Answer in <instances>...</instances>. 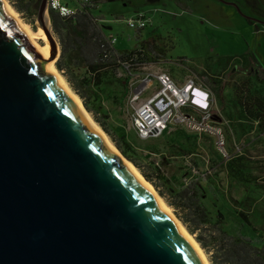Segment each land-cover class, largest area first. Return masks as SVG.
I'll return each mask as SVG.
<instances>
[{
    "label": "water",
    "instance_id": "1",
    "mask_svg": "<svg viewBox=\"0 0 264 264\" xmlns=\"http://www.w3.org/2000/svg\"><path fill=\"white\" fill-rule=\"evenodd\" d=\"M36 21L57 62L48 0ZM41 68L0 3V264H202Z\"/></svg>",
    "mask_w": 264,
    "mask_h": 264
},
{
    "label": "rangeland",
    "instance_id": "2",
    "mask_svg": "<svg viewBox=\"0 0 264 264\" xmlns=\"http://www.w3.org/2000/svg\"><path fill=\"white\" fill-rule=\"evenodd\" d=\"M5 1L24 23L34 31L39 30L36 14L40 0ZM229 1L248 16L256 13L254 5L264 6L263 0ZM61 3L73 11L90 4L106 36L116 40L117 50L138 48L143 41L158 36L161 59L134 71L131 98L124 93V77H109L100 85L99 105L108 116L106 123L113 132L116 128L125 130L145 168L153 161L159 165L167 181L157 186L166 199L180 185L194 181L203 191L207 210L213 217L222 215L229 234L259 242L258 231L262 233L264 229V80L249 72L252 74L253 64L264 68V10H257L262 21L246 17L244 22L235 9L215 0H61ZM19 5L27 12H18ZM136 14L149 23L140 31L126 23ZM159 72L168 73L180 88L188 79L202 83L207 79L212 107L205 121L206 129L198 127L201 114L184 107L173 114L162 136L145 141L136 136L131 115L157 92L158 83L151 82L139 100L132 97L146 74ZM58 74L66 82L63 74ZM187 119L196 125H189ZM149 153L151 160L145 161L144 156ZM171 212L175 215L173 209ZM240 212L255 230L239 216Z\"/></svg>",
    "mask_w": 264,
    "mask_h": 264
},
{
    "label": "trees",
    "instance_id": "3",
    "mask_svg": "<svg viewBox=\"0 0 264 264\" xmlns=\"http://www.w3.org/2000/svg\"><path fill=\"white\" fill-rule=\"evenodd\" d=\"M89 6H82L67 17L49 9L52 31L61 51L60 58L55 63L58 72L63 74L71 90L81 99L84 108L121 155L138 169L173 209L177 219L205 251L210 264H264V229L262 233L258 231L259 242L240 234H229L224 229L222 215L213 217L207 210L203 203V191L194 181L180 185L179 190L172 192L166 199L157 186L156 180L163 179L159 165L153 161L149 162L151 166L148 164L145 168L136 148L128 142L125 130L116 128L113 132L108 127V116L99 105L100 85L109 77H124V93L129 97V84L134 71H138V67L146 63L159 61L162 50L159 48L158 36L143 41L138 48L125 51L115 49V43L112 44L111 37L106 36L99 24L100 19L92 14ZM16 9L22 14L27 12L20 5ZM254 72L259 80L261 77L264 79L261 68H256ZM205 82L207 83V79ZM147 157L149 156H144L145 161ZM239 216L249 227L256 229L244 213L240 212Z\"/></svg>",
    "mask_w": 264,
    "mask_h": 264
},
{
    "label": "built area",
    "instance_id": "4",
    "mask_svg": "<svg viewBox=\"0 0 264 264\" xmlns=\"http://www.w3.org/2000/svg\"><path fill=\"white\" fill-rule=\"evenodd\" d=\"M48 9L58 12L62 17H67L74 13V11L69 9L68 6L63 5L61 0H48ZM126 23L127 26L136 30L144 29L148 24L147 20L140 14L127 19ZM115 41L114 38H111L112 44H114ZM154 80L159 86L157 92L139 107L134 109V112L131 115L133 130L140 140L145 141L162 136L163 132L167 129L168 123L173 114L184 107H191L193 110L199 112L202 117L198 127L202 128L201 130L206 129L205 121L208 119L209 113L211 112L212 94L209 108L205 111L198 109L197 105L201 106V104L193 101V98L189 93L190 85L196 82L197 79H188L183 87L180 88L166 72L146 74L145 77L140 80L141 83L137 86L132 100H139L143 93L151 87V82ZM197 82L200 86L208 89L200 80ZM133 83L134 82L130 83V91ZM131 94L129 95L130 98ZM187 123L189 125H196L194 121L190 119H187Z\"/></svg>",
    "mask_w": 264,
    "mask_h": 264
},
{
    "label": "bare ground",
    "instance_id": "5",
    "mask_svg": "<svg viewBox=\"0 0 264 264\" xmlns=\"http://www.w3.org/2000/svg\"><path fill=\"white\" fill-rule=\"evenodd\" d=\"M0 3L3 5L5 11L9 14L10 17L17 23L19 28L23 31L24 35L27 37L30 45L35 47L42 56V67L41 70L46 74L51 75L59 87L62 89L65 96L72 102L76 109L82 114V116L89 122V124L94 128L106 145L111 149L119 161L124 165L140 187L152 198L159 210L163 215L173 224L176 231L180 236L185 239L188 245L193 248L198 258L202 264H209L205 254L202 251V248L199 246L198 242L191 236V234L185 229L177 217L171 212L170 207L165 203L162 197L156 192V190L151 186V184L145 180L141 173L135 168V166L126 160L121 153L117 150L108 136L104 131L94 122L90 114L84 108V105L81 99L69 88L66 82L63 81L62 77L58 74V71L55 67L56 59L53 58L52 52L50 50V45L48 43L47 37L44 34L43 30L34 31L28 24L24 23L18 16V14L10 7V5L5 0H0ZM43 41V44L40 42ZM59 51V48H58ZM44 69V70H43Z\"/></svg>",
    "mask_w": 264,
    "mask_h": 264
},
{
    "label": "clouds",
    "instance_id": "6",
    "mask_svg": "<svg viewBox=\"0 0 264 264\" xmlns=\"http://www.w3.org/2000/svg\"><path fill=\"white\" fill-rule=\"evenodd\" d=\"M190 96L193 98V101L198 102L201 106L197 105V108L205 111L209 108L211 102V93L208 89L199 85L196 81L189 87Z\"/></svg>",
    "mask_w": 264,
    "mask_h": 264
},
{
    "label": "flooded vegetation",
    "instance_id": "7",
    "mask_svg": "<svg viewBox=\"0 0 264 264\" xmlns=\"http://www.w3.org/2000/svg\"><path fill=\"white\" fill-rule=\"evenodd\" d=\"M180 1H182V0H180ZM215 1H217V2H219L222 6H224V5H227V6H231L233 9H235L236 11H237V13L243 18L242 20L245 22V20H244V18H252V17H254L255 19H257V20H260V21H262L261 19H259L260 17H262V16H259V15H257V14H259L260 13V11H258L257 12V10L258 9H263L264 10V6H260V5H254V1H250V4H251V6L252 5H254V10L256 11V13L254 14V16H248V15H246V14H244L243 12H242V10H240L239 8H238V6L234 3V2H232V1H229L228 2V0H215ZM260 1H262V0H260ZM264 1V0H263ZM261 4L263 5V3L261 2ZM256 15V16H255ZM264 16V15H263ZM259 17V18H258ZM248 55H249V53L248 52H246ZM253 53H255V52H253ZM251 57H253V54L251 55ZM251 57H249V58H251ZM258 57V56H257ZM252 60V59H251ZM258 60H259V58H258ZM260 61V60H259ZM258 61V62H259ZM251 63V62H250ZM261 65V64H260ZM260 65H257V64H253V71H252V74H250V72H249V75H254V76H256V74H255V70H256V68H261L262 69V71H263V74H264V68L262 67V66H260ZM257 77V76H256ZM258 78V77H257ZM260 80H262V77H261V79ZM264 80V79H263Z\"/></svg>",
    "mask_w": 264,
    "mask_h": 264
},
{
    "label": "crops",
    "instance_id": "8",
    "mask_svg": "<svg viewBox=\"0 0 264 264\" xmlns=\"http://www.w3.org/2000/svg\"><path fill=\"white\" fill-rule=\"evenodd\" d=\"M205 80V79H204ZM210 82V81H209ZM204 83V85L207 87V85H206V83L205 82H203ZM208 88V87H207ZM210 88H212L213 89V87H212V84L210 85ZM209 89V88H208ZM210 90V89H209ZM211 91V90H210ZM212 92V91H211ZM142 141V140H141ZM148 156L150 155V153L149 154H147ZM147 160H151V156L150 157H147ZM149 165L151 166V163H149ZM152 171V170H151ZM149 172V171H148ZM163 172V171H162ZM163 174V173H162ZM162 177H163V179L162 180H159V179H157L156 181H157V183H159V184H161V183H165L166 181H167V178H166V175L165 174H163L162 175ZM180 187V186H179ZM179 187L177 188V190H179Z\"/></svg>",
    "mask_w": 264,
    "mask_h": 264
}]
</instances>
